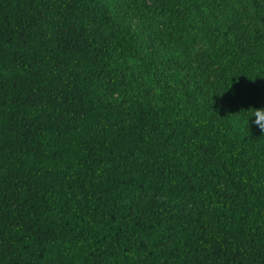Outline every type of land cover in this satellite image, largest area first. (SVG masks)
Returning <instances> with one entry per match:
<instances>
[{
    "label": "trees",
    "instance_id": "trees-1",
    "mask_svg": "<svg viewBox=\"0 0 264 264\" xmlns=\"http://www.w3.org/2000/svg\"><path fill=\"white\" fill-rule=\"evenodd\" d=\"M253 107L264 0H0V264H264Z\"/></svg>",
    "mask_w": 264,
    "mask_h": 264
},
{
    "label": "clouds",
    "instance_id": "clouds-1",
    "mask_svg": "<svg viewBox=\"0 0 264 264\" xmlns=\"http://www.w3.org/2000/svg\"><path fill=\"white\" fill-rule=\"evenodd\" d=\"M252 109L254 110L253 116L256 118L254 123L264 132V108L253 107Z\"/></svg>",
    "mask_w": 264,
    "mask_h": 264
}]
</instances>
